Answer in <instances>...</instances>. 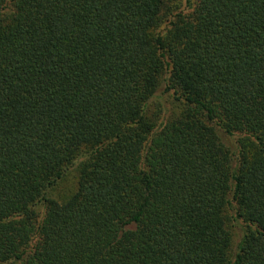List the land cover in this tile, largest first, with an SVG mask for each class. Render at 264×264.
Here are the masks:
<instances>
[{"label":"trees","instance_id":"1","mask_svg":"<svg viewBox=\"0 0 264 264\" xmlns=\"http://www.w3.org/2000/svg\"><path fill=\"white\" fill-rule=\"evenodd\" d=\"M0 264H264V0H0Z\"/></svg>","mask_w":264,"mask_h":264},{"label":"rangeland","instance_id":"2","mask_svg":"<svg viewBox=\"0 0 264 264\" xmlns=\"http://www.w3.org/2000/svg\"><path fill=\"white\" fill-rule=\"evenodd\" d=\"M66 191H67V188L65 187V189L62 190L61 193H65ZM239 235H240V229L239 228L234 229L233 241H236Z\"/></svg>","mask_w":264,"mask_h":264}]
</instances>
